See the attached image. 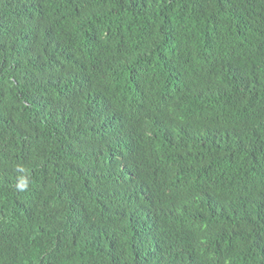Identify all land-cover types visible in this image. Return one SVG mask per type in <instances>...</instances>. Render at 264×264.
<instances>
[{
  "label": "trees",
  "instance_id": "trees-1",
  "mask_svg": "<svg viewBox=\"0 0 264 264\" xmlns=\"http://www.w3.org/2000/svg\"><path fill=\"white\" fill-rule=\"evenodd\" d=\"M0 264H264V0H0Z\"/></svg>",
  "mask_w": 264,
  "mask_h": 264
},
{
  "label": "clouds",
  "instance_id": "clouds-1",
  "mask_svg": "<svg viewBox=\"0 0 264 264\" xmlns=\"http://www.w3.org/2000/svg\"><path fill=\"white\" fill-rule=\"evenodd\" d=\"M27 186V182L26 181H23L20 185H19V187H21V188H24V187H26Z\"/></svg>",
  "mask_w": 264,
  "mask_h": 264
}]
</instances>
